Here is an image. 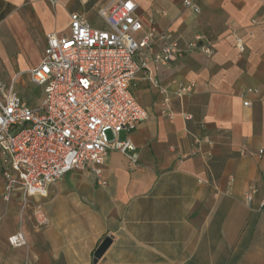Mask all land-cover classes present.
Returning <instances> with one entry per match:
<instances>
[{
  "label": "crops",
  "instance_id": "0c3cea01",
  "mask_svg": "<svg viewBox=\"0 0 264 264\" xmlns=\"http://www.w3.org/2000/svg\"><path fill=\"white\" fill-rule=\"evenodd\" d=\"M108 1L0 0V44L13 35L22 39L17 55L7 58L10 68L21 69L0 82L11 83L28 105H39L44 92L29 74L26 84L40 91L35 104L15 83L27 87L23 71L40 62L47 34L65 33L70 11L84 12L100 26L92 16ZM134 1L145 29L166 32L180 47L199 35L212 53L189 51L153 69L151 78L172 97V120L159 114L157 86L141 70L136 73L132 93L149 116L118 134L135 146L136 162L110 150L102 165L104 184L74 169L50 187L47 198L23 204L14 192L6 202L0 154V264H264V211L255 210L264 197L257 157L264 149V0H195L198 14L185 9L183 0ZM260 7L262 23L250 24ZM229 22L245 27L239 32L242 53L228 34ZM26 47L37 48L35 60L25 55ZM180 86L192 91L176 96ZM249 87L257 93L244 94ZM204 136L209 144L195 141ZM253 185L259 193L248 205L243 196ZM39 203L46 225L33 215ZM17 232L24 244L13 246L8 237ZM108 237L109 246L94 262L96 248Z\"/></svg>",
  "mask_w": 264,
  "mask_h": 264
},
{
  "label": "built area",
  "instance_id": "2783aa9c",
  "mask_svg": "<svg viewBox=\"0 0 264 264\" xmlns=\"http://www.w3.org/2000/svg\"><path fill=\"white\" fill-rule=\"evenodd\" d=\"M80 2L86 5L88 0ZM182 5L200 13L195 0H183ZM136 9L134 0H109L95 11L100 26L84 12L70 11L67 31L47 34L40 62L28 69L31 82L44 92L39 105H28L11 83L0 82L4 201L8 202L14 192L21 193L23 204L30 198H47L50 187L74 169L90 172L104 184L102 165L110 150H119L134 164L135 146L128 139L118 140V134L133 131L149 116L132 93L133 80L140 70L158 88L159 114L173 119L172 97L151 78L153 69L189 51L211 54L212 47L199 35L180 47L166 32L145 29ZM155 44L157 49L151 51ZM235 45L239 51L244 49L241 38H236ZM191 91V86H180L174 94ZM251 93H257V89L244 90V94ZM249 104L243 101L244 106ZM183 117L192 118L191 114ZM195 141L210 143L206 136ZM257 157L264 174L263 148ZM258 193L259 187L253 185L244 193V202L251 205ZM255 210L264 211V197ZM33 215L38 225L48 223L41 203L35 206ZM8 241L13 246L24 244L21 232L9 236Z\"/></svg>",
  "mask_w": 264,
  "mask_h": 264
},
{
  "label": "rangeland",
  "instance_id": "374dc122",
  "mask_svg": "<svg viewBox=\"0 0 264 264\" xmlns=\"http://www.w3.org/2000/svg\"><path fill=\"white\" fill-rule=\"evenodd\" d=\"M195 14V13H194ZM261 16H262V7H260L259 9H257L255 11V13L251 16L250 18V24H259L262 23L261 21ZM94 19H92L96 24L101 25L100 20L97 18L96 15L92 16ZM218 26V25H217ZM229 29V35H232L234 38V41H236V38H240V31L243 30L245 27L244 26H239L237 27L235 24H233L232 22H229V24H227L226 26ZM218 29H221V25H219L217 27ZM207 38L210 41H214L215 35L212 34V32H209L207 35ZM21 37L18 35H13V36H9L6 39L2 40V44H0V80H9L12 77V74L14 72L15 69H21V68H10V64L7 60V58H13L14 56L17 55V53L19 52L18 49V45L21 42ZM34 44L37 43L36 38L34 37V39L32 40ZM233 41V42H234ZM234 48L237 50L235 42H234ZM37 48L34 47H26L25 48V55L27 54V56L31 59V60H35L36 59V52ZM244 50V49H243ZM243 50H237V52L242 53ZM202 54H205L201 51H198ZM41 56V51L39 50L38 53V60ZM27 57V59H28ZM27 76H28V69H25L23 71V78H24V82H25V86L27 85ZM15 87L16 89L19 91V93L26 98L29 102L35 104L39 95H40V91L38 88L33 87L31 84L28 83L27 87L22 88L21 85L19 84V82L15 83ZM125 131H121L119 133V135H122V133ZM107 136L108 138H112V134L110 132H107Z\"/></svg>",
  "mask_w": 264,
  "mask_h": 264
},
{
  "label": "water",
  "instance_id": "95a60500",
  "mask_svg": "<svg viewBox=\"0 0 264 264\" xmlns=\"http://www.w3.org/2000/svg\"><path fill=\"white\" fill-rule=\"evenodd\" d=\"M110 244V237L104 239L94 252V262L99 259Z\"/></svg>",
  "mask_w": 264,
  "mask_h": 264
}]
</instances>
